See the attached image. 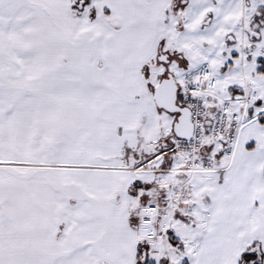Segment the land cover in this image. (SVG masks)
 <instances>
[{"label": "snow or ice", "instance_id": "6c2138e0", "mask_svg": "<svg viewBox=\"0 0 264 264\" xmlns=\"http://www.w3.org/2000/svg\"><path fill=\"white\" fill-rule=\"evenodd\" d=\"M0 264H264V0H0Z\"/></svg>", "mask_w": 264, "mask_h": 264}]
</instances>
